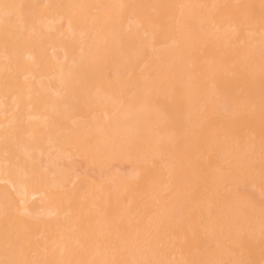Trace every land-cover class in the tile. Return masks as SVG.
I'll return each instance as SVG.
<instances>
[{
    "label": "bare ground",
    "instance_id": "6f19581e",
    "mask_svg": "<svg viewBox=\"0 0 264 264\" xmlns=\"http://www.w3.org/2000/svg\"><path fill=\"white\" fill-rule=\"evenodd\" d=\"M0 262L264 264V0H0Z\"/></svg>",
    "mask_w": 264,
    "mask_h": 264
},
{
    "label": "snow or ice",
    "instance_id": "6c2138e0",
    "mask_svg": "<svg viewBox=\"0 0 264 264\" xmlns=\"http://www.w3.org/2000/svg\"><path fill=\"white\" fill-rule=\"evenodd\" d=\"M13 7L12 5H4L5 8V15H8L7 9ZM0 264H4V262H0ZM9 264H18V262H9Z\"/></svg>",
    "mask_w": 264,
    "mask_h": 264
}]
</instances>
